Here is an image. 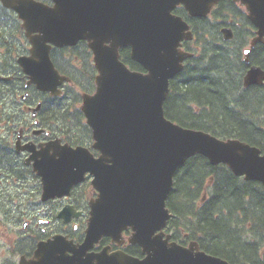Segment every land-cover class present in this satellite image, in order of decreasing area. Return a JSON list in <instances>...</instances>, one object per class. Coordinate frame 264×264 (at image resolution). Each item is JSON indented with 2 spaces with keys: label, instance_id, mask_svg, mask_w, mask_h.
Returning <instances> with one entry per match:
<instances>
[{
  "label": "water",
  "instance_id": "obj_1",
  "mask_svg": "<svg viewBox=\"0 0 264 264\" xmlns=\"http://www.w3.org/2000/svg\"><path fill=\"white\" fill-rule=\"evenodd\" d=\"M51 1L0 0L22 20L31 47L18 62L37 88L59 92L57 85L67 79L50 59L52 45L86 40L92 50L96 89L82 95L81 110L92 130V147L100 154L95 157L85 148L61 146L63 155L55 173L60 189L55 193H66L88 171L98 195L84 241L73 244L56 236L40 243L30 264H231L204 252L196 241L182 245L164 232L171 216L165 201L173 176L194 154L212 164L224 163L235 175L264 186V152L258 147L183 127L163 111L170 78L192 55L180 48L183 39L192 37L189 24L173 10L182 5L189 17L206 16L218 0ZM233 1L244 6L256 27L244 50L247 60L250 48L264 42V0ZM221 31L224 39L232 38L230 27ZM123 46L130 47L131 58L144 72L131 70L120 60ZM262 79L264 70L252 65L243 83ZM47 174L51 182L53 173ZM128 227L132 231L128 240L139 244L143 257L109 253L105 248L98 254L88 252L100 236L115 239Z\"/></svg>",
  "mask_w": 264,
  "mask_h": 264
},
{
  "label": "trees",
  "instance_id": "obj_2",
  "mask_svg": "<svg viewBox=\"0 0 264 264\" xmlns=\"http://www.w3.org/2000/svg\"><path fill=\"white\" fill-rule=\"evenodd\" d=\"M174 13L191 27L193 38L184 41L183 47L193 56L169 82L163 104L165 116L184 127L221 138H238L264 151V85L242 86L249 65L264 69V43L255 44L248 62L243 59V50L255 31L243 7L233 0H219L205 17H188L182 6ZM6 24L14 34L20 33L13 11L0 4V28ZM226 25L233 32L229 40L220 30ZM75 47L84 49L87 65L86 42L79 41ZM129 51L128 47L121 48V59L131 69L142 71ZM52 59L60 71L65 64L69 67L68 60L59 56ZM74 71V76L69 74L78 76ZM80 76L73 96L76 111L58 112L65 125L69 119L83 117L78 102L81 91H89L92 74L83 70ZM166 206L172 213L166 231L178 243L195 240L201 250L232 264H264V187L260 182L245 180L225 164H212L195 154L176 170Z\"/></svg>",
  "mask_w": 264,
  "mask_h": 264
},
{
  "label": "flooded vegetation",
  "instance_id": "obj_3",
  "mask_svg": "<svg viewBox=\"0 0 264 264\" xmlns=\"http://www.w3.org/2000/svg\"><path fill=\"white\" fill-rule=\"evenodd\" d=\"M15 16L20 33L14 34L9 24L0 28V264H19L21 260L23 264H30L40 243L56 236L81 244L91 217L92 202L98 193L88 171L66 193H55L60 189L59 175L55 173L63 155L61 146L81 147L94 156L99 155L92 147V130L80 106L82 93L91 94L95 90L97 69L92 50L86 42L85 52L89 58L85 65L84 49L76 48V44L52 45L49 50L52 63L55 65L52 57L58 56L69 62V67L65 64L63 71L55 65L67 79L57 85L59 92L41 90L30 81L18 62L20 56L29 55L31 43ZM74 69L79 72L76 77H73ZM83 70L92 74L90 89L81 91L78 102L83 117L77 121L69 119L65 125L58 112L66 110L72 114L76 111L73 96L79 86L75 81L82 80ZM250 85L263 86L264 79L243 86L242 77V86ZM47 172L53 173L51 182ZM130 235V227L123 229L121 236L115 239L102 235L89 252L98 254L105 248L109 253L122 251L143 257L139 244L128 241ZM1 251L6 254L1 255ZM52 251L57 252L55 248Z\"/></svg>",
  "mask_w": 264,
  "mask_h": 264
},
{
  "label": "rangeland",
  "instance_id": "obj_4",
  "mask_svg": "<svg viewBox=\"0 0 264 264\" xmlns=\"http://www.w3.org/2000/svg\"><path fill=\"white\" fill-rule=\"evenodd\" d=\"M4 254H6V253H4V251H1V255H4ZM4 256H1V258H3Z\"/></svg>",
  "mask_w": 264,
  "mask_h": 264
}]
</instances>
